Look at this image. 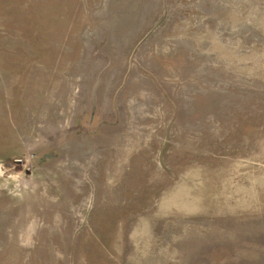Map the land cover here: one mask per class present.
<instances>
[{
	"label": "rangeland",
	"instance_id": "rangeland-1",
	"mask_svg": "<svg viewBox=\"0 0 264 264\" xmlns=\"http://www.w3.org/2000/svg\"><path fill=\"white\" fill-rule=\"evenodd\" d=\"M0 264H264V0H0Z\"/></svg>",
	"mask_w": 264,
	"mask_h": 264
}]
</instances>
